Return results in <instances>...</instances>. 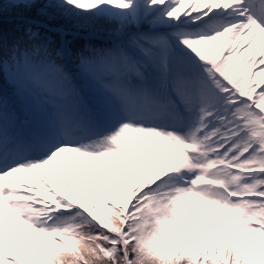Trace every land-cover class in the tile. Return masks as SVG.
<instances>
[{
	"label": "snow or ice",
	"instance_id": "snow-or-ice-1",
	"mask_svg": "<svg viewBox=\"0 0 264 264\" xmlns=\"http://www.w3.org/2000/svg\"><path fill=\"white\" fill-rule=\"evenodd\" d=\"M0 264H264V0H0Z\"/></svg>",
	"mask_w": 264,
	"mask_h": 264
},
{
	"label": "rangeland",
	"instance_id": "rangeland-1",
	"mask_svg": "<svg viewBox=\"0 0 264 264\" xmlns=\"http://www.w3.org/2000/svg\"><path fill=\"white\" fill-rule=\"evenodd\" d=\"M83 159V158H82ZM80 163V161L79 160H77V164H79ZM84 167H85V169H88V168H92L93 166H91V165H84Z\"/></svg>",
	"mask_w": 264,
	"mask_h": 264
},
{
	"label": "bare ground",
	"instance_id": "bare-ground-1",
	"mask_svg": "<svg viewBox=\"0 0 264 264\" xmlns=\"http://www.w3.org/2000/svg\"><path fill=\"white\" fill-rule=\"evenodd\" d=\"M132 141L130 140L128 143H131ZM77 160H79V161H81V160H83L82 158H77ZM85 165H87V164H85ZM89 166V165H88ZM94 167V166H93Z\"/></svg>",
	"mask_w": 264,
	"mask_h": 264
}]
</instances>
